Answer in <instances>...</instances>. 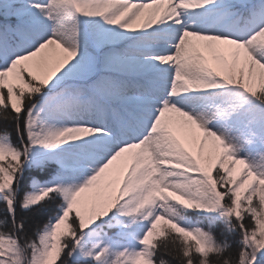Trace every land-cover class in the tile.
<instances>
[{
	"label": "snow or ice",
	"instance_id": "obj_1",
	"mask_svg": "<svg viewBox=\"0 0 264 264\" xmlns=\"http://www.w3.org/2000/svg\"><path fill=\"white\" fill-rule=\"evenodd\" d=\"M0 264H264V0H0Z\"/></svg>",
	"mask_w": 264,
	"mask_h": 264
}]
</instances>
